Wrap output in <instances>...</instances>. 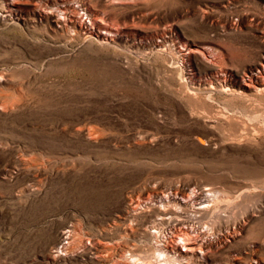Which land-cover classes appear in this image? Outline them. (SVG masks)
I'll return each instance as SVG.
<instances>
[{
    "label": "rangeland",
    "instance_id": "1",
    "mask_svg": "<svg viewBox=\"0 0 264 264\" xmlns=\"http://www.w3.org/2000/svg\"><path fill=\"white\" fill-rule=\"evenodd\" d=\"M9 1L0 264H112L119 247L152 258L171 226L147 231L169 196L183 226L210 228L191 264H264V96L239 89L264 59V0ZM46 4L87 23L92 10L110 40L33 14ZM192 192L218 217L192 219ZM68 231L76 248L57 257Z\"/></svg>",
    "mask_w": 264,
    "mask_h": 264
},
{
    "label": "bare ground",
    "instance_id": "2",
    "mask_svg": "<svg viewBox=\"0 0 264 264\" xmlns=\"http://www.w3.org/2000/svg\"><path fill=\"white\" fill-rule=\"evenodd\" d=\"M4 3L9 8V12H12V10H18L15 3L9 0H5ZM32 12L33 14H38L41 17H48V15L54 16L56 22L61 23L65 28L72 29L77 33H82V35L86 38L85 40L96 37L102 42H108L110 40V34L113 33L108 24H103L104 22L100 21L98 16L90 9L85 10L88 18H91L88 23L79 18L78 15L73 18L66 12L65 9L55 7V5L50 6L46 4L45 6H36ZM103 25L107 26L105 27ZM199 54L205 60L207 58H212L208 57L206 52H200ZM222 88L227 89L225 83L222 85ZM239 89L241 93L252 92L255 97L264 96V59L259 62L257 66H255L253 72L249 76L243 77L242 82L239 85ZM199 142L203 143V140L199 139ZM193 194V202H191L196 208L192 219L202 220V215L207 217L209 216L211 219L218 217L219 206L217 204L211 205L210 202L197 203V195L195 193ZM169 200L170 196L167 197V199L166 197L160 199V204H162L163 208L158 209L156 218L150 228L154 229L156 232L147 231V239L150 240L160 233V227L164 225L171 226L169 236L166 238L164 237L165 239H163L162 243L154 246L157 255L152 258H142L139 254L138 256L135 254L128 256L129 254L126 255L127 249L125 247H119L118 253L120 256L117 258L112 255V264H191L194 259L205 258V251L211 249L212 245L211 241L207 240V233H209L210 228L205 229L206 226H204L203 228L196 229L193 227L195 225L187 227L183 226V219L182 216L179 215L178 211L169 210L168 206L165 205L169 202ZM140 205V202L131 204L125 211V215L131 216L133 214L132 218H134V213L139 209ZM200 222L201 221L199 220V223ZM133 232L134 227L131 226V224H127L124 231L125 235H131ZM231 235L233 237L237 235L236 228H234ZM84 247H86V245H84ZM69 248H76L70 231L64 232L63 244L60 249L58 248L56 250L57 257H59V253L61 251L64 252V250H68Z\"/></svg>",
    "mask_w": 264,
    "mask_h": 264
}]
</instances>
